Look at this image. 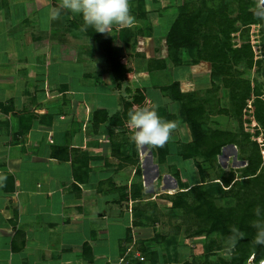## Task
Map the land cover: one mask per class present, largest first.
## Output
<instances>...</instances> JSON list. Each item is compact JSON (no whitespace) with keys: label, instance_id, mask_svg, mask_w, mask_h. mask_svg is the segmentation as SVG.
I'll use <instances>...</instances> for the list:
<instances>
[{"label":"crops","instance_id":"crops-1","mask_svg":"<svg viewBox=\"0 0 264 264\" xmlns=\"http://www.w3.org/2000/svg\"><path fill=\"white\" fill-rule=\"evenodd\" d=\"M57 6L56 0H0V264L124 263V246L139 235L132 200L122 199L135 163L112 138L119 126L105 121L94 127L92 121L97 109L108 117L120 112L121 89L80 15L62 10L45 24ZM117 57L133 69L131 79L140 73L133 58ZM147 61L144 73L160 72H148ZM78 62L84 65L80 74L104 71L117 97L113 106L88 109L82 97L74 98L71 67ZM150 85L143 80L136 88L151 95ZM106 122L111 128L104 131ZM112 143L120 151L112 152ZM102 252L105 259L98 261Z\"/></svg>","mask_w":264,"mask_h":264},{"label":"trees","instance_id":"trees-1","mask_svg":"<svg viewBox=\"0 0 264 264\" xmlns=\"http://www.w3.org/2000/svg\"><path fill=\"white\" fill-rule=\"evenodd\" d=\"M255 5L253 0H182L163 37L165 56L147 61L148 72L162 71L167 68L168 62L174 66H191L201 62L209 64L210 87L205 89L203 96L196 91H181L178 80L158 87L165 97L177 104L178 116L189 130L190 141L178 150L179 155L185 160L201 157L215 169L214 180L223 189L218 195L204 183H193L185 188L180 187L168 196L170 214L185 224L186 238L215 235L218 240H211L208 251L225 250L228 253L227 257L217 256L215 259L206 253L200 260L181 264H257L264 259V246L253 244L257 232L253 224L264 221L262 141L256 138L260 133L264 134V82L245 75L258 63L247 34L251 25L263 24L262 11ZM85 33L104 51L116 86L131 79L134 71L126 68L115 54L111 35L100 34L91 27ZM180 51L187 54L185 63L178 55ZM220 88L226 89L228 94L225 107L220 105L217 98ZM134 92L130 100H123L118 114L108 117L105 110H95L92 115L94 127L108 121L110 126L129 128V114L137 107L151 105L145 88H136ZM248 113L254 124L253 133L244 130L241 123L240 132L212 129L205 123L210 114L233 116L241 122ZM226 145L238 146L244 166L225 172L216 165L217 156ZM111 146L112 152L120 151L113 143ZM134 152H137L135 147ZM165 163V155L156 161L158 167ZM171 174L176 181L181 182L177 169L172 170ZM220 196L226 198L225 205L217 202ZM257 208L259 216L255 211ZM135 211L132 225L136 227L140 225L136 219L142 212L138 208L132 210ZM152 220L156 222L157 217L153 215ZM233 227L241 233L235 247L228 243ZM126 236V242H130L129 230ZM139 249L148 252L144 247Z\"/></svg>","mask_w":264,"mask_h":264},{"label":"rangeland","instance_id":"rangeland-1","mask_svg":"<svg viewBox=\"0 0 264 264\" xmlns=\"http://www.w3.org/2000/svg\"><path fill=\"white\" fill-rule=\"evenodd\" d=\"M253 1L256 4L255 6L262 11L263 24H254L247 29L258 63L252 69L247 70L245 75L256 79L258 82H264V10L261 6V0ZM56 2L59 5L60 0H56ZM181 3L182 0H130L131 12L135 17V25L131 28L116 27L115 31L113 30L110 33L115 54L117 56L128 55L133 58L134 67L140 72L128 81L127 91L122 88L123 81L120 83L119 96L122 102L124 99L132 98L135 95V88L139 87L143 80H149L151 83L150 88L154 91H152L151 95L146 94L148 102L157 106V112L163 119L177 123V128L173 132L172 138L165 146L160 148H150L147 145L139 146L133 141V133L128 127L114 128L115 131L112 138L123 145L121 150L124 155L130 156L132 154L133 162L135 163L132 169L126 172L129 179H125L124 184L129 182V188L126 191L127 196L122 199L125 201L132 200V210L134 211V209L138 208L142 212V215L136 219L140 223L139 226H136L139 232L138 240L133 244L124 246L125 249L127 248L124 254L125 259H123L124 255L122 253L124 263L119 258L121 248L120 243L118 244V250L116 252L113 250V253H117V258H119L116 260V264H181L194 259L200 260L206 253L211 259H215L217 256H228L225 250L208 251V245L211 240H218L215 235L186 238L184 233L186 226L180 218L170 214V202L167 199L180 187L185 188L193 183H204L207 188L218 195L223 190L220 184L214 180L215 169L201 157L189 158L186 162L179 155L178 150L183 144L190 141L189 130L183 119L178 116L177 104L165 97L158 89L160 85L173 80L177 71L181 73L178 80L181 91H196L200 96H203L205 89L210 87L209 64L201 62L191 66H174L171 62H168L166 69L151 74L144 73L142 69L144 62L147 61L146 59L165 55L163 37L167 31L168 24L176 15L178 6ZM14 17L16 18V15ZM81 19L79 17V21ZM96 45L98 46V44ZM124 45H126V48H122ZM103 53L104 51L102 50L100 54L102 55ZM178 55L185 63L187 54L180 51ZM83 66V64L78 62L71 67L70 87L74 92L78 90L74 98L82 97L88 104V109L94 107L95 104L98 105V103H101L99 104L101 106L104 104L105 107L113 106L117 97L110 90L112 88L104 71H95L94 73L83 75L80 74ZM185 67L189 69L183 71ZM217 98L221 106H227L228 94L226 89L220 88ZM251 118L250 113L245 114L240 122L239 119L233 116L210 114L206 118L205 123L212 129L231 130L234 132H240L241 123L244 130L253 133L254 124L251 122ZM108 126L106 122L104 131L111 128ZM256 138L258 141H262L260 148L264 165V134L260 133ZM134 147L137 152H134ZM164 155L166 163L158 167L156 161L160 156ZM241 157L238 146L226 145L222 147L221 153L217 156L216 165L228 172L245 165ZM180 161H185L183 167L180 166ZM176 169L181 175V182L176 181L171 174L172 170ZM236 175H238V172H236ZM138 195H141V198H137ZM217 202L225 205L227 200L220 196ZM152 203L155 204L154 208H152ZM132 213L134 215L136 211ZM153 215L157 217L156 222L152 220ZM140 247L146 248L148 252H142L139 249ZM136 253L139 254L138 257H135ZM140 256H143L144 259L140 260ZM104 259L105 256L102 252V256L100 259L98 258V261ZM115 263H110L109 261L108 264ZM96 264L99 263L96 262Z\"/></svg>","mask_w":264,"mask_h":264},{"label":"clouds","instance_id":"clouds-1","mask_svg":"<svg viewBox=\"0 0 264 264\" xmlns=\"http://www.w3.org/2000/svg\"><path fill=\"white\" fill-rule=\"evenodd\" d=\"M67 10L82 17L85 30L91 27L100 34H109L114 27L131 28L135 25V17L131 12L130 0H60L57 7L49 10L46 25L60 18L61 11ZM128 126L132 131L133 141L139 146L163 147L177 128V123L163 119L157 112L156 105L140 106L129 114ZM259 216V208L256 210ZM257 229L253 239L254 245L264 246V221L254 222ZM241 233L235 227L228 243L235 247Z\"/></svg>","mask_w":264,"mask_h":264},{"label":"water","instance_id":"water-1","mask_svg":"<svg viewBox=\"0 0 264 264\" xmlns=\"http://www.w3.org/2000/svg\"><path fill=\"white\" fill-rule=\"evenodd\" d=\"M261 6H263V10H264V0H261ZM264 15V14H263ZM248 264H253L252 262H249ZM257 264H264V259H262L259 263Z\"/></svg>","mask_w":264,"mask_h":264},{"label":"built area","instance_id":"built-area-1","mask_svg":"<svg viewBox=\"0 0 264 264\" xmlns=\"http://www.w3.org/2000/svg\"><path fill=\"white\" fill-rule=\"evenodd\" d=\"M138 256H139V254L136 253V256L135 257H138ZM139 259L142 260L143 258L140 256Z\"/></svg>","mask_w":264,"mask_h":264},{"label":"bare ground","instance_id":"bare-ground-1","mask_svg":"<svg viewBox=\"0 0 264 264\" xmlns=\"http://www.w3.org/2000/svg\"><path fill=\"white\" fill-rule=\"evenodd\" d=\"M263 7V6H262Z\"/></svg>","mask_w":264,"mask_h":264}]
</instances>
